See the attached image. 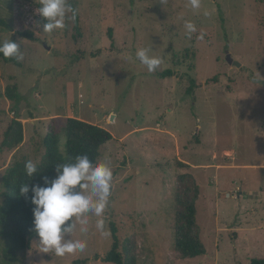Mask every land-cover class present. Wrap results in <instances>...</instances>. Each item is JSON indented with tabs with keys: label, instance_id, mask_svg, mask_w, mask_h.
Wrapping results in <instances>:
<instances>
[{
	"label": "rangeland",
	"instance_id": "obj_1",
	"mask_svg": "<svg viewBox=\"0 0 264 264\" xmlns=\"http://www.w3.org/2000/svg\"><path fill=\"white\" fill-rule=\"evenodd\" d=\"M69 3L79 30L74 19L45 33L36 11L40 0H0V18L14 27L0 25V41L12 39L23 55L0 60V204L3 177L14 161L28 156L41 165L51 131H60L65 154L62 127L80 118L114 135L98 159L113 171L101 217L105 233L88 214V232L77 225L72 234L86 241L84 251L58 257L41 252L34 239L18 264H114L102 260L115 240L112 223L120 251L129 249L136 264H251L264 254V0H201L200 9L190 0ZM186 20L198 29L191 39ZM141 48L161 59L155 72L136 58ZM228 53L241 67L228 62ZM166 69L176 75L159 76ZM214 76L218 82L208 84ZM190 77L198 86L193 95L187 94ZM8 87L18 99L6 97ZM16 120L24 139L12 149ZM185 173L199 188L197 222L207 252L182 259L174 227L179 175ZM258 194L261 199L254 198ZM236 227L246 229L239 235ZM6 245L0 238V264Z\"/></svg>",
	"mask_w": 264,
	"mask_h": 264
},
{
	"label": "trees",
	"instance_id": "obj_2",
	"mask_svg": "<svg viewBox=\"0 0 264 264\" xmlns=\"http://www.w3.org/2000/svg\"><path fill=\"white\" fill-rule=\"evenodd\" d=\"M147 1V0H142ZM0 25L14 30L13 25L3 18H0ZM78 14L75 15V29L79 30ZM19 35L35 40L33 32L26 30L17 31ZM109 37L114 44L113 32L110 30ZM0 60L11 61L10 58H4L0 55ZM176 73L171 69H166L159 73V76L166 78L175 76ZM1 81V71H0ZM190 85L187 89L188 95H193L197 86L196 80L189 78ZM218 82V76H214L207 81ZM5 95L9 100L18 99L17 91L8 87ZM15 137L9 144L10 148H16L24 139V126L21 121H15ZM66 133V150L63 154L60 150V131H51L44 138L46 148L45 159L43 163L38 164V172L31 178L27 177L25 172V162L30 160L28 156H23L14 161L9 172L3 177V203L0 204V238L7 240L4 247V264H18L19 253L31 248L32 241L39 239L33 226V208L32 192L27 194L20 193L22 184H44V177L54 179L56 176V165L62 163L74 162L78 155H88L96 163L101 156L102 147L113 140L114 135L107 128L94 124L80 118H68L63 127ZM13 127H11V130ZM9 133V131H8ZM7 133V134H8ZM199 141V140H198ZM191 175L188 173L179 175V187L176 196V222L174 227L175 248L182 259L196 258L206 254V246L201 238L200 226L197 222V200L199 197V188L197 185L191 186L189 181ZM114 235L113 247L103 257L102 260L114 264H136V256L131 254L130 250L125 248L120 251V242L117 236V229L112 223ZM86 260H75L74 264H87ZM251 264H264V257H254Z\"/></svg>",
	"mask_w": 264,
	"mask_h": 264
},
{
	"label": "clouds",
	"instance_id": "obj_3",
	"mask_svg": "<svg viewBox=\"0 0 264 264\" xmlns=\"http://www.w3.org/2000/svg\"><path fill=\"white\" fill-rule=\"evenodd\" d=\"M193 9H200L201 0H190ZM36 9L46 23L43 32L52 33L64 29L67 21L75 19V10L69 0H40ZM71 14V15H69ZM205 16L210 15L208 11ZM185 35L191 39L198 29L194 22L186 20L183 23ZM205 33L200 32L197 39H203ZM151 49L141 48L136 51V58L147 67L148 72L157 70L161 64L158 56L150 54ZM0 55L4 58L15 57L23 60L19 44L11 40L0 41ZM25 172L31 178L38 172V163L31 159L25 162ZM113 185V171L104 162L93 161L88 155H78L74 162L56 165L54 179L44 177V184H22L20 193L32 192L33 226L39 237L41 252H54L63 257L76 251H84L87 243L83 239H73V232L79 225V231L88 232L89 215L98 219L96 229L105 233V210Z\"/></svg>",
	"mask_w": 264,
	"mask_h": 264
},
{
	"label": "crops",
	"instance_id": "obj_4",
	"mask_svg": "<svg viewBox=\"0 0 264 264\" xmlns=\"http://www.w3.org/2000/svg\"><path fill=\"white\" fill-rule=\"evenodd\" d=\"M255 191V190H254ZM242 193V192H241ZM261 196L262 195H260V194H258L256 197H254L255 199H257V198H259V199H261ZM253 198V199H254ZM257 228H260V226L259 227H257ZM246 228L245 227H236V230H238L239 231V235H241V233H242V231L243 230H245ZM237 237H238V235H237ZM261 250L260 251H264V247L263 248H260ZM257 257H264V254H260V255H258Z\"/></svg>",
	"mask_w": 264,
	"mask_h": 264
},
{
	"label": "water",
	"instance_id": "obj_5",
	"mask_svg": "<svg viewBox=\"0 0 264 264\" xmlns=\"http://www.w3.org/2000/svg\"><path fill=\"white\" fill-rule=\"evenodd\" d=\"M227 60H228V62H229L230 64H233V65H235L236 67H241V65H242L240 62L234 60L233 57H232V55H231L230 53L227 54ZM111 192H112V189H111ZM110 195H111V194H110Z\"/></svg>",
	"mask_w": 264,
	"mask_h": 264
}]
</instances>
